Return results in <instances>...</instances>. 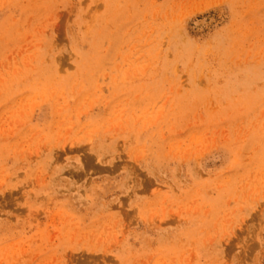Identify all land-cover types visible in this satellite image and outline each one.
<instances>
[{
    "label": "rangeland",
    "instance_id": "1",
    "mask_svg": "<svg viewBox=\"0 0 264 264\" xmlns=\"http://www.w3.org/2000/svg\"><path fill=\"white\" fill-rule=\"evenodd\" d=\"M0 264H264V0H0Z\"/></svg>",
    "mask_w": 264,
    "mask_h": 264
}]
</instances>
